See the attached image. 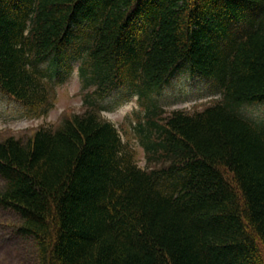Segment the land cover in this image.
<instances>
[{"label":"trees","instance_id":"obj_1","mask_svg":"<svg viewBox=\"0 0 264 264\" xmlns=\"http://www.w3.org/2000/svg\"><path fill=\"white\" fill-rule=\"evenodd\" d=\"M76 57L82 110L0 133L33 264H264V120L243 112L264 102V0H0L1 91L46 114ZM176 75L220 96L165 113ZM123 87L144 167L101 114Z\"/></svg>","mask_w":264,"mask_h":264},{"label":"rangeland","instance_id":"obj_2","mask_svg":"<svg viewBox=\"0 0 264 264\" xmlns=\"http://www.w3.org/2000/svg\"><path fill=\"white\" fill-rule=\"evenodd\" d=\"M71 75L57 87V97L53 108L41 116L31 115L27 108L4 92H0V133L26 135L40 126L56 125L69 112L81 111L82 97L79 94L80 80L76 61ZM174 77L159 96V102L167 111L180 108L189 112L207 106L220 96L213 79L183 80ZM108 108L102 115L113 121L119 128L122 138L134 151L136 162L147 164L144 149L132 132L128 117L138 108L136 95H128L126 88H119L105 99ZM250 119L264 120V102L247 105L243 110ZM129 126V127H128ZM16 214L0 206V264H33L32 242L16 232Z\"/></svg>","mask_w":264,"mask_h":264}]
</instances>
